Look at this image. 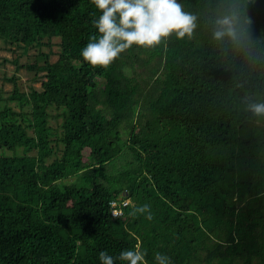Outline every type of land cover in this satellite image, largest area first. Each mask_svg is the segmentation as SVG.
<instances>
[{
    "label": "trees",
    "instance_id": "obj_1",
    "mask_svg": "<svg viewBox=\"0 0 264 264\" xmlns=\"http://www.w3.org/2000/svg\"><path fill=\"white\" fill-rule=\"evenodd\" d=\"M178 2L190 37L105 67L80 55L94 0H0V41L59 48L20 65L39 90L0 88V264H100L101 250L133 248L147 264L156 252L264 264V117L249 111L264 101V0ZM225 18L233 35L216 39Z\"/></svg>",
    "mask_w": 264,
    "mask_h": 264
},
{
    "label": "clouds",
    "instance_id": "obj_2",
    "mask_svg": "<svg viewBox=\"0 0 264 264\" xmlns=\"http://www.w3.org/2000/svg\"><path fill=\"white\" fill-rule=\"evenodd\" d=\"M100 14L92 23L97 34L91 36L80 50L82 58L93 66H108L121 53L133 45L151 47L162 39L175 35L177 39L190 37L195 25V16L182 10L178 0H94ZM221 29L214 32L220 39L233 35L230 20L219 21ZM254 116L264 117V101L249 105ZM149 205L137 211L145 212ZM122 213V212H121ZM145 251L139 248L123 249L117 256L106 250L98 253L100 264H147ZM156 264H171L166 254L156 252Z\"/></svg>",
    "mask_w": 264,
    "mask_h": 264
},
{
    "label": "rangeland",
    "instance_id": "obj_3",
    "mask_svg": "<svg viewBox=\"0 0 264 264\" xmlns=\"http://www.w3.org/2000/svg\"><path fill=\"white\" fill-rule=\"evenodd\" d=\"M253 2H258V0H253ZM258 13L259 11L256 10ZM57 39H53L51 48H41L37 49L36 46L33 47H10L8 44L0 41V88L3 93L4 99H7L11 93L13 83L10 80L11 78H15L19 84L21 92H30L31 88H35L37 90L40 89L41 86V78L36 80L35 72L28 71L24 67H20L22 64H26L28 62H34V55L38 54L40 51L49 54L50 61L54 62L57 59V54L59 52V48L57 45ZM6 104L13 108L14 111L21 110L20 105L16 101H7ZM24 111H27V106L23 108ZM56 121L52 119L51 124L55 126ZM87 152H85L86 154ZM81 175H75L68 177L62 180L61 184H71L77 183Z\"/></svg>",
    "mask_w": 264,
    "mask_h": 264
},
{
    "label": "built area",
    "instance_id": "obj_4",
    "mask_svg": "<svg viewBox=\"0 0 264 264\" xmlns=\"http://www.w3.org/2000/svg\"><path fill=\"white\" fill-rule=\"evenodd\" d=\"M113 209H112V214L113 216H120L121 215V210L118 208H115L117 206V203H112L111 204Z\"/></svg>",
    "mask_w": 264,
    "mask_h": 264
}]
</instances>
